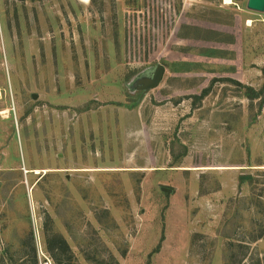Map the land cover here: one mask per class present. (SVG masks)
I'll return each instance as SVG.
<instances>
[{
	"label": "rangeland",
	"instance_id": "rangeland-1",
	"mask_svg": "<svg viewBox=\"0 0 264 264\" xmlns=\"http://www.w3.org/2000/svg\"><path fill=\"white\" fill-rule=\"evenodd\" d=\"M231 1L0 0V264H264V12Z\"/></svg>",
	"mask_w": 264,
	"mask_h": 264
},
{
	"label": "water",
	"instance_id": "water-1",
	"mask_svg": "<svg viewBox=\"0 0 264 264\" xmlns=\"http://www.w3.org/2000/svg\"><path fill=\"white\" fill-rule=\"evenodd\" d=\"M247 6L249 9L259 11V12H264V0H248ZM164 73H165V66L162 64H159L156 67L152 76L144 77L138 80L137 82L138 89L146 92L152 88L157 87L161 83ZM162 191L166 193H172L173 189L169 187H162Z\"/></svg>",
	"mask_w": 264,
	"mask_h": 264
},
{
	"label": "trees",
	"instance_id": "trees-1",
	"mask_svg": "<svg viewBox=\"0 0 264 264\" xmlns=\"http://www.w3.org/2000/svg\"><path fill=\"white\" fill-rule=\"evenodd\" d=\"M47 251L50 253L55 261V264H70L71 256L65 258L66 254L69 255L71 249L68 241L63 237L46 239ZM35 257H37V251L35 248ZM37 259V258H36Z\"/></svg>",
	"mask_w": 264,
	"mask_h": 264
},
{
	"label": "bare ground",
	"instance_id": "bare-ground-1",
	"mask_svg": "<svg viewBox=\"0 0 264 264\" xmlns=\"http://www.w3.org/2000/svg\"><path fill=\"white\" fill-rule=\"evenodd\" d=\"M85 2H89L90 0H84ZM227 3H232L231 0H227ZM0 95H1V92H0Z\"/></svg>",
	"mask_w": 264,
	"mask_h": 264
}]
</instances>
